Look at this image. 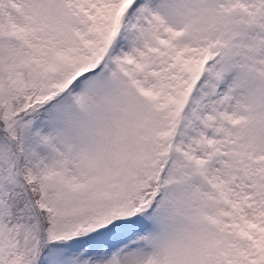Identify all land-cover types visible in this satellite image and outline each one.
I'll use <instances>...</instances> for the list:
<instances>
[{"label": "snow or ice", "instance_id": "1", "mask_svg": "<svg viewBox=\"0 0 264 264\" xmlns=\"http://www.w3.org/2000/svg\"><path fill=\"white\" fill-rule=\"evenodd\" d=\"M0 264H264V0H0Z\"/></svg>", "mask_w": 264, "mask_h": 264}]
</instances>
